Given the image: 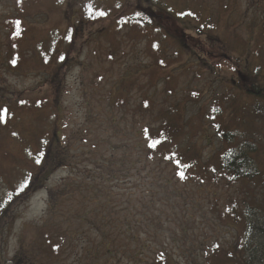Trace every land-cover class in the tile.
<instances>
[{
  "label": "rangeland",
  "instance_id": "374dc122",
  "mask_svg": "<svg viewBox=\"0 0 264 264\" xmlns=\"http://www.w3.org/2000/svg\"><path fill=\"white\" fill-rule=\"evenodd\" d=\"M170 1L179 11L189 1V17L205 19L212 27L203 35L188 21L170 20L165 29L154 21L150 29L141 28L129 21L136 0H88L83 8L79 0H60L58 6L55 0H0V264H134L114 262L98 247L96 225L100 202L109 193L117 197L110 209L129 215L135 201L151 200L146 198L153 164L134 148L131 126L112 108L123 98H128L132 115L146 99L148 123L161 110H178L188 133L210 155L239 145L256 149L253 161L259 174L254 185L212 191L220 203H240L239 216L215 205L211 209L210 198L198 196L200 212L193 216L197 222L188 235L192 242L208 237L228 246L241 240L247 219L264 225V114L254 109L264 111V101L244 88L253 82L264 88V0ZM216 47L238 64L212 63L207 52ZM238 66L248 84H239ZM126 70L130 76L124 75ZM113 83L118 86L108 91ZM223 130L235 134V140L223 142ZM126 146L132 165L121 167L117 156L125 152L115 149ZM63 150L66 154L59 157H68L69 163L64 159L45 183L30 188L39 169ZM63 187L68 192L50 210L48 191ZM96 191L105 192L98 196ZM155 199L161 203L160 194ZM130 202L132 208L126 209ZM150 204V215L164 214L159 237L168 244L180 219L172 223L169 207ZM203 216L207 224L200 227ZM119 228L116 221L109 231L117 235ZM90 251L97 255L89 260Z\"/></svg>",
  "mask_w": 264,
  "mask_h": 264
},
{
  "label": "trees",
  "instance_id": "16d2710c",
  "mask_svg": "<svg viewBox=\"0 0 264 264\" xmlns=\"http://www.w3.org/2000/svg\"><path fill=\"white\" fill-rule=\"evenodd\" d=\"M59 1L60 0H55L57 6L60 5ZM79 1L82 3V8L83 5H86L88 2V0ZM98 1L101 2L103 0H94L95 3ZM136 2L137 5L136 8H134L135 14L132 15L129 21L132 22V24L137 23L141 28L150 29L154 21H158L162 29L166 28L165 24L170 20H176L183 24L188 21L195 25L194 27L198 34L203 35L208 30L207 26L212 27V25L205 22V19L203 20L199 17L193 19L189 17L191 13L188 9L192 8L189 5V1L183 6L185 8H182L180 11L176 7L177 5L170 0H136ZM129 18L130 16L127 17V19ZM89 22L86 21V23ZM177 32L178 30H175L174 35L177 34ZM224 34L225 32L223 31L222 37ZM168 35H170L169 31L167 33V36ZM219 44L222 45L221 43ZM207 53L208 58H210L214 64L227 65L230 68L238 64V61L231 57L229 53L225 52L222 47H216L215 50H209ZM52 54H54V52H52ZM50 57L51 56L46 53V55H44V62H48L47 60ZM63 60L64 55L61 54L60 63H65L66 60L64 62ZM238 72L239 78L241 77L239 82L240 85L249 82L243 80L240 67ZM124 73L125 76H130L131 74L130 71L127 70ZM254 77L255 78L252 79L257 78V76ZM122 80L125 79L123 78ZM117 86L118 85H115V83L111 84L108 91L114 90ZM244 88L247 90L248 95L264 101L263 87H258V85L253 82L250 83V86L248 84V86ZM94 91L97 92L99 90L94 89ZM145 102L146 99H142L137 103L138 105L135 107L137 113L134 115L129 112L131 108L128 98H123L120 101L118 100L112 108L113 110L119 109L121 113L119 114L120 121H127L129 123L128 125L131 126L130 130L135 136L134 141L136 143L134 148L140 149L143 159L153 164V169L149 174V176H153V178L149 177L150 180L148 181L151 190H149L147 195L150 197L148 196L149 198H146V200H151L145 201V203L142 200L143 198L139 199V201H135L137 203L135 205L137 210L134 209V212L130 215L125 210L119 213L110 209V207H115L117 204V197L111 193L107 196L108 199L104 198L105 202L103 199L101 202L99 200V202L103 204V209L99 210L102 211V213L101 216L97 214L100 220L96 221V225L100 227L99 235L101 237L98 247L100 248L101 246L108 256L111 255L114 262L127 261V263H129L130 261L134 264H250L252 262L254 264L258 261L259 264H264V225L257 224L253 219L251 221L248 219L246 220V230L241 240L236 238L234 239V243L228 246L218 239L214 240L206 236L204 241L195 242L194 240L192 242V240L189 239L190 236H188L193 229V225L197 222V219L193 217L196 211L200 212V205H198L196 199L202 194L206 195L205 200H209L210 198L211 201L209 205H207L210 206L211 209L213 205H215L216 208L222 209V211L225 210L224 212L232 213L236 216L240 213V203L237 204L238 202L232 199H228V203L226 200L220 203L218 201V195H216L218 193L213 192L212 194V191L214 188L218 190L219 188L228 190L233 187H240L244 183H246L247 187L254 185L259 174L256 164L253 161V155L256 153V149L252 148L251 144L247 145L246 148L239 145L232 149L220 148L217 151L218 155H216V153L210 155L208 154L209 149L207 147H200L195 137H193L191 133H188L186 129L188 127L186 120L177 112L178 110L169 107L167 111L161 110L157 112L158 115H156V118L152 117L151 123H148L147 114L144 111ZM151 106L154 109V103H151ZM254 109L257 114L261 115V112L264 114L260 106ZM127 129H124L122 133L126 132ZM221 137L223 142L230 143L235 140L236 135L223 130ZM121 148L125 154L123 156H117L118 160H116V165L118 164L121 167H127L129 163L132 165L131 158L129 155H126L130 146L117 147L115 151L118 152ZM64 150L59 151L57 154L54 153V157L50 159L49 164L39 169L40 171H38V174L34 176V180H37V183L34 184L31 181L30 188L33 186H41L43 182L45 183L47 176L54 170L55 166L65 163L64 159L69 163L68 157H59V155L64 156V154H66ZM111 158H113V155ZM156 173L157 177H154ZM109 183H111V181L105 184L108 185ZM182 184H184L183 186L185 187L180 190L177 185L181 186ZM67 190V187H63L60 191H48L50 210L54 208L55 200L59 196H62V194H65V192L67 193ZM104 192L105 191H102V193H100L96 191V194L101 196ZM159 194L161 195V203L155 199ZM214 198L216 200H213ZM149 202L160 204V206L164 204L165 208L169 207L170 213L172 212L173 214L171 216L172 223H177V218L180 219L179 224H177L178 228L173 230L172 239L168 244L161 242L159 237V233L164 231L162 228L165 226V222L164 218H161L164 214L158 212L156 216L153 213L150 215L148 210L151 204ZM140 203H142L143 206L139 210L138 204L140 205ZM105 206H107L108 209L104 208ZM132 206V202L129 203V206L127 203L126 209L132 208ZM174 213L178 216L174 215ZM130 216H132V219ZM204 217L205 216H203V221L199 223L200 227L202 224H207L205 223L207 220ZM167 220L168 223L171 224L169 216ZM116 221H118L120 226V228L117 229V235H115L114 231H109L111 227L114 228V222ZM186 225L188 226L186 227ZM153 230L155 231L154 234H152ZM143 234L145 236L144 238ZM180 236L183 239H181L182 243L178 248V238H180ZM258 236H260V238L256 240ZM110 237L113 241H109ZM125 242L127 245L122 246L121 244ZM176 249H178V255H176ZM95 254L96 253L92 251L88 252V259L90 260L92 257L95 258Z\"/></svg>",
  "mask_w": 264,
  "mask_h": 264
},
{
  "label": "snow or ice",
  "instance_id": "6c2138e0",
  "mask_svg": "<svg viewBox=\"0 0 264 264\" xmlns=\"http://www.w3.org/2000/svg\"><path fill=\"white\" fill-rule=\"evenodd\" d=\"M101 15H103V13ZM37 162H39V161H37Z\"/></svg>",
  "mask_w": 264,
  "mask_h": 264
}]
</instances>
